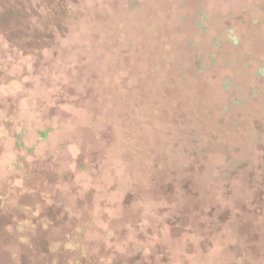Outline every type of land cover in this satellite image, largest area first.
I'll use <instances>...</instances> for the list:
<instances>
[{"label":"trees","instance_id":"obj_1","mask_svg":"<svg viewBox=\"0 0 264 264\" xmlns=\"http://www.w3.org/2000/svg\"><path fill=\"white\" fill-rule=\"evenodd\" d=\"M0 136L21 264H264V0H0Z\"/></svg>","mask_w":264,"mask_h":264},{"label":"rangeland","instance_id":"obj_2","mask_svg":"<svg viewBox=\"0 0 264 264\" xmlns=\"http://www.w3.org/2000/svg\"><path fill=\"white\" fill-rule=\"evenodd\" d=\"M0 136V140H2ZM17 190L12 189L13 198L6 200L4 206L0 205V264H21L26 263V245L21 240L26 239L30 244L36 241L37 251H41L44 256H50L54 250L47 249V243L55 235L57 228L50 226L45 232L46 225L35 222L42 213L49 216L57 214L52 206L35 202L34 200L17 194ZM41 208V209H40ZM28 219L26 224L22 223L24 218ZM28 264V263H27Z\"/></svg>","mask_w":264,"mask_h":264}]
</instances>
